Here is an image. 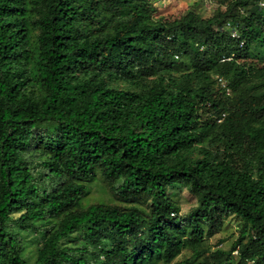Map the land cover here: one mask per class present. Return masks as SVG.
I'll use <instances>...</instances> for the list:
<instances>
[{
  "label": "trees",
  "instance_id": "trees-1",
  "mask_svg": "<svg viewBox=\"0 0 264 264\" xmlns=\"http://www.w3.org/2000/svg\"><path fill=\"white\" fill-rule=\"evenodd\" d=\"M98 174L145 206L83 205ZM175 185L195 196L183 213ZM230 218L238 236L211 249ZM184 251L179 264H264V0H215L205 17L195 3L0 0V264Z\"/></svg>",
  "mask_w": 264,
  "mask_h": 264
},
{
  "label": "rangeland",
  "instance_id": "rangeland-1",
  "mask_svg": "<svg viewBox=\"0 0 264 264\" xmlns=\"http://www.w3.org/2000/svg\"><path fill=\"white\" fill-rule=\"evenodd\" d=\"M159 13H182L190 5L195 3V9L200 12L202 16H208L215 7V0H154ZM90 190L89 193L83 198V205H88L94 202L103 201V202H118V203H133L144 207V202L133 201L126 202L117 197L109 188L107 182L98 174L95 180L89 183ZM172 197L178 202L180 206V212L183 213L195 203V196L192 195L185 187L180 185H175L170 190ZM222 227L218 228L213 234L208 236L207 244L211 249L216 247H222L227 249L231 246V243L238 236V221L235 218H230ZM25 237L26 250H31L34 248V240L40 239L38 234L34 232L31 234L23 233ZM33 238V239H32ZM30 239V240H29ZM32 241V242H31ZM234 255H237L236 251L232 252ZM186 255H189L188 251L182 252L177 256L172 262L165 264H179L181 259Z\"/></svg>",
  "mask_w": 264,
  "mask_h": 264
},
{
  "label": "built area",
  "instance_id": "built-area-1",
  "mask_svg": "<svg viewBox=\"0 0 264 264\" xmlns=\"http://www.w3.org/2000/svg\"><path fill=\"white\" fill-rule=\"evenodd\" d=\"M225 27L231 29V33L233 36L237 35L235 29L231 26L229 21L225 23ZM219 81L224 86V81L221 78H219ZM225 91L226 93H228L229 92L228 88H226Z\"/></svg>",
  "mask_w": 264,
  "mask_h": 264
}]
</instances>
